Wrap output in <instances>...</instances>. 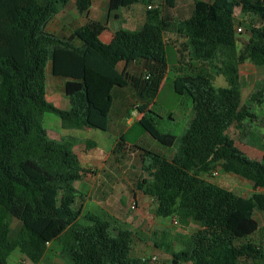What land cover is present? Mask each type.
<instances>
[{
    "label": "trees",
    "instance_id": "1",
    "mask_svg": "<svg viewBox=\"0 0 264 264\" xmlns=\"http://www.w3.org/2000/svg\"><path fill=\"white\" fill-rule=\"evenodd\" d=\"M71 1L83 15L92 0H0V264H9L16 249L37 264L54 241L70 264L151 260L133 255L134 230L85 211L76 182L93 171L81 165L73 140L52 138L44 123L52 112L67 127L106 131L115 90L126 87L145 102L137 107L141 118L121 136L115 153L125 150L136 127L140 136L149 133L175 147L166 157L130 142L141 150L148 174L137 178L136 187L156 198L158 217L177 215L201 225L179 251L163 234L156 247L172 256L159 264H264V226L254 216L256 208L264 212V192L243 197L207 178L221 169L264 188V157L250 158L228 135L234 125L264 122V80L243 101L239 74L246 59L264 66V0H194L189 17L178 24L186 55L209 69L192 68L173 79L174 92L190 98L194 109L181 136L159 128L162 117L149 101L169 65L165 35L173 23L165 11L177 0H110V14L137 2L147 5L142 27L117 28L110 43L100 37L104 24L93 18L68 23L66 32L48 29ZM236 7L258 21L247 27L250 37L240 51ZM138 60L145 62L140 74L117 68ZM47 68L65 80L68 107L48 99ZM215 75H223L227 86H217ZM87 146L96 142L87 140Z\"/></svg>",
    "mask_w": 264,
    "mask_h": 264
},
{
    "label": "rangeland",
    "instance_id": "2",
    "mask_svg": "<svg viewBox=\"0 0 264 264\" xmlns=\"http://www.w3.org/2000/svg\"><path fill=\"white\" fill-rule=\"evenodd\" d=\"M193 1L179 0L180 5L186 11H188ZM235 14L242 18L240 25H242L243 29L241 33H238L239 42L237 47L238 51H240L250 37V34L246 31L247 27L257 24L258 21L254 15L244 13L240 7L235 8ZM83 20L84 18L79 15L73 1H71L63 8L54 21L56 24L59 22H66L68 24L71 22H82ZM168 55L170 63H173L174 50L172 46L168 47ZM139 66L141 65L138 62L132 68L134 73H142L143 70L139 69ZM182 66L187 70L186 68L188 67L184 63ZM200 69L203 71L209 70L205 65L200 66ZM46 72L48 99L61 108L68 107L69 102L63 91L65 80L54 77L48 68ZM176 72L177 69H171V74ZM239 74L243 88L242 97L243 101H245L258 84L264 80V66H258L250 59H246L239 66ZM214 78H216L214 80L216 85L227 86V81L223 75L215 76ZM173 88L169 83L164 84L160 91H158L156 99L151 98L149 101L154 111L163 118L159 128L181 136L189 126L188 114L189 110L190 112L192 110L190 109L192 108V103L188 97L175 93ZM122 102L130 104L131 108L135 107L134 113H131V115L134 118H138L137 105H143L145 101L140 100L135 91L131 89H127L124 93L116 92L114 119L111 122V127L106 131L95 129L94 127L77 129L67 127L62 122V119L52 112L45 114L44 123L52 138L69 137L73 140L75 143L74 151L78 155L81 165L90 168L94 172V174L87 173L81 181L77 182L79 189L84 193V198L88 197L86 211L90 209L100 214H106V216L108 215L115 222L111 221L114 225L117 222L132 228L136 232L132 249L133 255L149 260L155 255L158 263H161L172 256L171 253H167L163 249L156 247L155 243L159 241L163 235L162 233L167 235L164 239L173 245L176 251H179L184 247L183 241L187 240L194 231L199 230L201 225L192 219L183 221L178 217L179 224L177 225L172 222L171 215L157 217L158 203L156 198L152 199L149 194L143 190H137L134 186L132 179L138 178L142 180L148 174L142 169L140 149L128 144L123 152L115 153L116 150L117 152L119 150L118 138L123 130L126 129L127 119L129 118V115H127L124 120H116ZM138 129L136 127L129 131L128 138L130 142L137 141V145L154 150L166 157H170L175 151V147H167L161 144L149 133H144L140 136ZM228 135L234 139L235 145L250 158L260 159L264 155V122L261 120L246 122L241 128L234 125L230 128ZM87 140H94L100 146V149L104 151L103 156L108 154L105 161L92 159L95 156L91 152L96 148L88 147ZM99 153L102 154L100 151ZM120 154H124V157H121ZM115 156L118 157L119 161L116 160ZM207 178L224 188L241 194L243 197L252 196L256 191L264 192L263 186L255 188L252 181L236 173L223 172L221 169L208 174ZM254 216L259 224L264 226V212L256 208ZM13 226L14 228H19L20 222L14 220ZM60 249L61 246L57 241L48 244L46 254L37 264H70L60 256ZM9 264L35 263L24 256L20 249H16L9 258ZM148 264L153 263L150 260Z\"/></svg>",
    "mask_w": 264,
    "mask_h": 264
},
{
    "label": "crops",
    "instance_id": "3",
    "mask_svg": "<svg viewBox=\"0 0 264 264\" xmlns=\"http://www.w3.org/2000/svg\"><path fill=\"white\" fill-rule=\"evenodd\" d=\"M109 1L110 0H92L91 1V4L89 6V9L83 15H80L79 14L83 18H93V19H97V21H100V22H102L104 24V30L102 31L100 37H101L102 41H104L105 43H110L113 40L114 35H115V31H116L117 28L118 29H120V28H125V29H137V28H141L142 25L145 23V20H146V10H147V5L146 4L137 2V3H134L133 5H131L130 7L120 8V9H118V10H116V11H114V12H112L110 14L109 13ZM155 2H158V0H154L153 3H155ZM193 3H194V1H193ZM193 3L190 4L188 11H186L180 5L179 0H177V3L175 4V6L173 8L167 9L165 11V15L167 17H169L171 19L172 23H173L172 26H171V28L166 32L165 38H166V41L169 43V45L167 46V50H168V47L169 46H172L173 47V50H174V56H173L174 62L173 63H170V61H169V55H168V63H169V65L167 66L166 72L164 74L161 88L164 86V84H167V83H169V84H171L173 86V79H174V77L176 75H178L180 72L185 71V68H183V66H182L183 63L188 67V68H186L187 70H192V68H195V70L201 71L200 66H203L202 62H200L198 60H190V58L188 57V55H186V51L183 48L186 40H185V38L182 37V35L178 32V29H177V26L180 23V21L181 20H184V19H186V18L189 17L190 12H191V7H192V4ZM59 14L52 21H54L55 19H57V17L59 16ZM237 18L241 22V19L242 18H240L239 16H237ZM52 21H50L49 22V25H48V28H49L50 31H54L56 33H59L62 30H64V32H66V28H67V23L66 22H63V23L59 22L58 24H56L55 21L54 22H52ZM240 26L242 27V25H240ZM138 62L141 65V66H139V69L144 70L143 66H144V63L145 62L139 61V60L138 61H135L133 63H130L129 65H127L126 63H120L117 66V68L120 71L123 70L124 68H126L129 73L135 74L133 72L132 68ZM172 68L177 69V72L174 73V74H171V69ZM215 76H220V75H215ZM215 79L216 78H214V80ZM217 86H223V85H217ZM223 87H225V86H223ZM127 89H131L133 91V89L131 87H126V88H121V89H116L115 90L114 107L112 108V110L110 112V116H109V118L111 119L110 120L109 128L111 127V122L114 119V109L116 108V103H115L116 102V92L117 93H120V92L124 93V92H126ZM155 99H156V97H155ZM190 101H191V99H190ZM191 103H192V101H191ZM54 104L57 107H59L56 103H54ZM137 107H138V105H137ZM190 109H192V110H191V112L189 110V114H188V116H189V126H190V122H191L192 117H193V110H194L193 109V104H192V108H190ZM133 110L134 109L131 108V105L130 104H127L126 102H122L120 104L119 113H117L118 118H116V120H118V121L121 120V119L124 120V118L127 115H129V118L127 119V121H128L127 122V125H126L127 127L120 134V136L118 138V142L120 141L121 136L127 131V129H129L131 127V125L133 124V122L135 120L140 119L141 116H142V114L138 112L139 113V117L138 118L137 117L134 118L131 115V113H134ZM162 120H163V118H162ZM189 126H188V128H189ZM187 129H186V131H187ZM128 144H131V143L130 142L129 143H126L125 146L127 147ZM94 148H96V149L93 150L91 152V154L94 155L95 158L93 157L92 159L104 160L105 161L107 159V157H108L107 156L108 154L105 155V156H103L104 151H102L100 149V146L97 145V144H96V146ZM99 151L102 154H100ZM92 155H91V157H92ZM120 156L121 157H124V154H120ZM263 157H264V155L262 156V158ZM115 158H116L117 161H119V159H118L117 156H115ZM262 158H260V159H262ZM89 161H90V158H89ZM85 168H87V167H85ZM87 173H93L94 174V172H87ZM87 173H86V175H87ZM136 180H137L136 178L132 179V182H133V184H134L135 187H136ZM76 187L79 189V187L77 185V182H76ZM136 189L139 190L137 187H136ZM79 190H80V192H79L80 195L83 196V198H84L83 191L81 189H79ZM87 198H84L85 211H86V201H87ZM152 199H155V198L152 197ZM90 211H92V210H90ZM92 212L93 213H96V214H99V215H102L105 218H109V216L108 215L106 216V214L104 215V214H100L98 212H94V211H92ZM111 216L115 219V217L113 215H111ZM175 217H177V215H172V222L173 223H174L173 220H174ZM109 219L113 222V220L111 218H109ZM113 223H115V222H113ZM115 225L120 226V227H123V228H130V227L124 226L123 224H119L117 222H116ZM130 229H132V228H130ZM135 234H136V232H135ZM162 234H165V233H162ZM153 264H155V263H153ZM157 264H159V263H157Z\"/></svg>",
    "mask_w": 264,
    "mask_h": 264
},
{
    "label": "built area",
    "instance_id": "4",
    "mask_svg": "<svg viewBox=\"0 0 264 264\" xmlns=\"http://www.w3.org/2000/svg\"><path fill=\"white\" fill-rule=\"evenodd\" d=\"M155 6H157V4H150V5H148V8H152V7H155ZM237 30H238L239 32L242 31V27L239 26V27L237 28ZM146 77H148V76H146ZM134 204H135V203H134ZM173 221H174L175 224L178 225L179 221H178L177 217H175ZM151 261H152L153 263H155V264L158 263V260H157V258H156L155 256L151 257Z\"/></svg>",
    "mask_w": 264,
    "mask_h": 264
}]
</instances>
